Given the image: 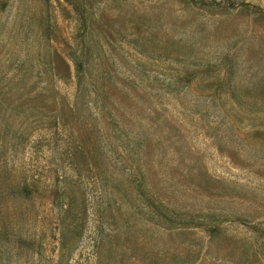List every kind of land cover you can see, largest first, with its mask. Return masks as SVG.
<instances>
[{"label": "rangeland", "instance_id": "1", "mask_svg": "<svg viewBox=\"0 0 264 264\" xmlns=\"http://www.w3.org/2000/svg\"><path fill=\"white\" fill-rule=\"evenodd\" d=\"M250 3L0 0V264H264Z\"/></svg>", "mask_w": 264, "mask_h": 264}, {"label": "trees", "instance_id": "2", "mask_svg": "<svg viewBox=\"0 0 264 264\" xmlns=\"http://www.w3.org/2000/svg\"><path fill=\"white\" fill-rule=\"evenodd\" d=\"M183 1L184 3L191 6H196L199 8H207L212 10H221V11L241 10L251 6L250 0H183ZM80 67L81 64L76 63V68H77L76 77H77V85L79 87H81L84 84L83 81L81 80L83 72H82V68ZM137 140L138 139H134V145L136 148L139 147V144L137 145ZM136 154H137L136 151L133 152L132 154L129 153L128 158L126 160L121 158L120 161L124 163V165L127 167L129 177L133 178L134 182L140 184V187L139 186L137 187L141 191L142 189L145 190V187L141 184V178L143 177L141 176L142 171H141V165L139 164V160L135 162Z\"/></svg>", "mask_w": 264, "mask_h": 264}]
</instances>
